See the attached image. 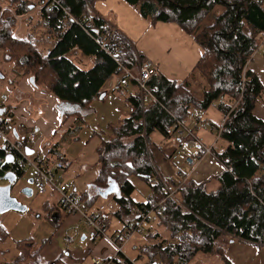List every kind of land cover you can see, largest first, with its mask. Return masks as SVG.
I'll return each instance as SVG.
<instances>
[{
    "label": "trees",
    "instance_id": "obj_1",
    "mask_svg": "<svg viewBox=\"0 0 264 264\" xmlns=\"http://www.w3.org/2000/svg\"><path fill=\"white\" fill-rule=\"evenodd\" d=\"M5 1L7 7L0 6V63L13 62L33 78L34 85L43 86L59 102L76 108L67 117L79 121L77 129L68 128L63 141H69L86 126L82 110L91 102H104L105 85L111 78L112 91L128 108L117 121L106 124L108 132L96 146L94 186L104 188L111 179L119 188L118 197L114 196V216L121 228L117 230L119 234L110 237L116 235L121 241L127 217L134 216L129 220L134 222L137 214L162 201L161 214L146 228L143 242L133 247L139 252L137 257L143 253L147 256L145 264H193L207 256H217L225 263V249L236 240L264 246V121L254 113L264 91L248 67L264 41V0H124L150 24L177 23L203 49L180 83L161 74L153 77L148 85L155 87L156 100L147 103L141 102L134 82L120 84L119 63L135 70L143 54L123 33L93 12L97 0H56L53 6L37 0L41 6L37 22L42 28L37 34L32 31L25 35L15 33L18 21L14 14L24 19L36 5L30 0ZM83 15L86 20L79 23ZM117 45L122 48L117 57L106 52H113ZM77 54L92 58L91 66H81L82 62L72 57ZM210 105H216L224 115L212 147L222 170L201 182L185 174H180L177 181L174 176L164 177L159 160L171 158L172 153L170 156L167 152H179L187 141L171 132L174 118L186 123L195 110L201 119ZM58 144L50 151H57ZM6 153L1 147L0 158ZM58 157L64 159L63 153ZM4 168L8 166L0 162V174ZM14 169L18 177L22 176L24 169ZM137 181L143 185H138L142 189L137 193L149 197L145 201L133 195ZM210 181L216 182L213 189L208 185ZM170 191L172 196H168ZM97 197V193L80 195L87 210L92 209ZM108 225L103 226L105 232ZM157 227L165 235L161 236ZM4 235L0 228V240ZM17 247L18 255L4 264H56L36 262L42 246L33 248L30 238L18 240ZM111 262L131 264L121 253H116Z\"/></svg>",
    "mask_w": 264,
    "mask_h": 264
},
{
    "label": "crops",
    "instance_id": "obj_2",
    "mask_svg": "<svg viewBox=\"0 0 264 264\" xmlns=\"http://www.w3.org/2000/svg\"><path fill=\"white\" fill-rule=\"evenodd\" d=\"M40 8L41 6L38 5L39 11ZM92 10L123 33L144 57L155 62L158 66V74L175 81L177 84L188 75L203 54V49L177 23L158 21L155 24H150L124 0H97L92 6ZM22 20L21 16L17 30L20 35H25L31 32L32 26L25 24L24 30L19 29ZM72 57L76 61L80 60L82 62L81 66L84 68H89L92 64V58H80L79 54ZM248 67L259 79L264 91V41L261 47L255 51ZM12 72L13 75L10 78L9 75ZM12 72L10 73L8 64L0 63V108H4L5 111L3 117L7 119L8 138L20 141L29 132H35V143H32V147L26 148L31 149V152L36 150L42 160L49 166H52L57 160H62L65 167L63 170L58 171V175L66 182L69 189L78 196L81 194H96L98 188L94 186L93 182L97 177L96 160L98 154L96 146L99 143V138H105L104 134L108 132L105 126L108 122L117 121L123 111H128L117 93L112 91L110 84L114 83V79L111 78L105 85L107 95L104 102H91L86 110H82V120H84L86 126L79 129L76 135H72L69 141H63V134L68 128L77 129L76 126L79 121L74 117H67L69 116L68 112H73L76 108L71 104L59 102L54 94L43 86L34 85L31 76L23 74L21 67L16 66ZM254 113L264 121V98L259 99L255 104ZM202 117L209 120L214 128L223 124L224 121V115L216 105H210L203 112ZM186 123L191 128L194 125V122L189 118ZM72 134H75V132H72ZM215 134V130L207 127L197 131V136L204 144H214L216 141ZM73 136L78 137L79 140L73 141ZM57 142L59 143V148L55 151L57 153L50 151ZM3 146L4 141L0 138V148H3ZM184 146L187 151H182L181 154L167 152L170 156L172 153L171 158L166 161L159 160V168L164 177L174 176L175 179H178L180 174H185L186 177L201 182L222 170L223 166L215 158H206L195 169H192L193 167L187 165L183 157L195 154L197 148L187 144V141H185ZM59 153H63L64 159L58 157ZM155 156L159 157L160 153H155ZM164 165H167L169 169ZM26 167H24L23 173ZM33 174L32 169L31 178ZM211 182H208V185L213 189L216 182ZM51 192L56 196V201L54 200V207L56 208L53 210L56 213H53V207L49 206L48 203H45V205H48L47 208L52 211L53 220L59 219L61 225L58 229V237H50L45 241L39 252L40 257L43 261H53L56 264H80L78 260L84 257L83 254L88 249L76 246L72 249L71 243L74 242V238L66 244L65 237L71 236L67 230H72V228L76 229L79 236L77 230L85 222H82L76 215H69L58 209V196L54 191ZM148 198L146 197V199ZM101 199L104 198L101 197ZM100 204H103V202ZM113 206L111 223L106 230L111 234L107 236L119 234L117 230L121 228V224L114 216L117 209L115 199ZM92 209L94 208L92 207ZM132 218L134 216L127 217L124 224ZM59 237H61L62 242H59ZM85 239L86 235L82 234L80 240ZM106 242L114 248L109 240L106 239ZM225 257L228 261L225 263L217 256H207L198 258L193 264H264V246L236 240L226 247Z\"/></svg>",
    "mask_w": 264,
    "mask_h": 264
},
{
    "label": "built area",
    "instance_id": "obj_3",
    "mask_svg": "<svg viewBox=\"0 0 264 264\" xmlns=\"http://www.w3.org/2000/svg\"><path fill=\"white\" fill-rule=\"evenodd\" d=\"M47 1H49L52 6L56 4V0ZM0 6L2 9L6 7L5 5H3V0H0ZM14 16L19 23L21 16H17L15 14ZM85 20L86 16L83 15L79 23ZM105 32L108 33L109 29H105ZM113 49V52H110L109 50H106V52L114 57H117L122 52V48L119 45L115 46ZM119 68L122 69V77L120 78L121 85L127 86L130 81L134 82L138 87L142 103L156 100L155 87H150L148 85V82L157 75L155 62H153L150 58L143 56L141 58H138L135 70L123 67L120 63ZM110 86L113 87L114 83H111ZM220 100H222V97L220 98ZM189 119L194 122L192 128L187 123L181 122L180 120L174 118L175 122L171 125L170 130L174 135L178 137L187 138V144L195 146L197 148V152L195 154H189L188 157H183L184 160L194 168L198 166L204 159L214 158L212 153L213 144L209 145L202 143L200 141V138L196 135V132L201 130L203 127L212 128L216 131L219 125L214 128L209 120L204 119L203 117L201 119H198L197 112L195 110L190 113ZM7 131V119L4 118L2 114L0 115V138H2L4 141L3 147H5V150L7 152L6 154L13 155V161L12 163L7 164L5 162V156L0 158V162H2L4 166H8V168L3 169L2 173L0 174V178L8 172H13L16 174L14 166H18V168L20 169H24V167L26 166L31 167L34 171L32 177L33 188L37 192L42 194L46 193L47 190L54 191L58 196V208L69 215H76L82 221H84L92 229L93 239L104 238L109 240L111 244L114 245L116 253L124 254V243L127 242L136 233L144 234L148 225L156 221L157 217L161 214L164 208L162 201L156 203L153 208L146 209L144 213L137 214V217L135 219H138L136 221H128L126 223L127 226L125 225L126 230L122 234L121 241L118 240L116 235L113 237L107 236V234L103 230V226L111 223L112 214L106 212L105 206L103 204H100L96 208L87 211L84 206V202L80 199V196L71 191L66 182L58 175V171L62 170L65 167V163L62 160H58L54 164H52V166H46L45 162L42 160L36 150H33L31 153H26L25 148L32 147V143H35V132H29L23 140L19 141L10 140L7 136ZM176 181L174 182L176 183ZM15 182L16 181L12 182L11 185H14ZM172 195L173 192L170 191L168 196ZM133 211L139 213L138 211L140 210L134 208ZM71 241V236L65 237L66 244ZM112 259L113 257L105 259L92 256L90 258V261L91 264H112ZM128 260L129 262H131V264H136L135 260Z\"/></svg>",
    "mask_w": 264,
    "mask_h": 264
},
{
    "label": "rangeland",
    "instance_id": "obj_4",
    "mask_svg": "<svg viewBox=\"0 0 264 264\" xmlns=\"http://www.w3.org/2000/svg\"><path fill=\"white\" fill-rule=\"evenodd\" d=\"M30 1H32L36 5V8L32 12L27 13L23 17L24 19L22 20L19 29L24 30L25 24H28V26L30 25L32 26L31 32L33 31L34 33L37 34L38 31L41 30L42 28L40 22H37L40 19V14L37 5L39 3L37 0H30ZM4 5H7V2ZM34 23H36L35 26ZM18 26L19 25L17 24L15 33L20 34L17 30ZM3 63L9 65L10 73L12 72L13 68L16 67V65L13 62H3ZM12 75L13 72L11 75H9V77L12 78ZM0 83H1V79H0ZM182 151H187L184 145L181 146L178 153L181 154ZM187 165L189 164L187 163ZM164 166H166L169 169L167 165ZM196 167L192 169H195ZM31 175H32V169L31 167L27 166L22 176L18 177L15 184L12 185L11 187V194L15 196L19 202L24 204L27 207V210H25L24 212L9 210L0 215V228H3L5 232L4 237L1 238L0 240V264L9 263L12 260H14V258L18 255L19 253V249L17 247L18 240L30 238L32 246L34 245L33 248H36L38 246H43L45 241H47L50 237L52 238L58 237V229L61 224L59 219L53 220L52 218V214L56 213L55 211H53L55 209L54 200L56 201V196L50 190H47V192L43 194L38 193L33 188L32 184L29 182ZM6 183L7 182L3 180L0 181V185H5ZM135 184L137 188L134 191L133 195L136 197L137 200L145 201L146 199L145 194L140 195L139 193H137L138 190L140 191L142 189L141 186H138L141 184L140 181L135 182ZM26 187H29L32 190L30 196L23 193V189ZM101 202H103L106 212L111 213V210L114 207L113 195H109L105 199H101V197H97L96 201L93 204V208H96ZM45 203H48L49 206L53 207L52 208L53 213L50 209L47 208L48 205H45ZM157 229L158 232L161 233V236L165 235L162 228L157 227ZM67 232L71 235L72 238H74L73 239L74 242L71 243L72 249L75 246L80 247L82 249H88L87 252L83 254L84 257L78 260L80 264H90V258L92 256L100 257V258H111L116 254L115 249L109 246V243H107L108 241L106 242V239L104 238L93 239L92 229L86 223H83L79 228V230H77L79 236L77 235L75 228H72V230H67ZM105 233L107 235L111 234L109 233V231H106ZM82 234L86 235V239L83 241L80 240ZM58 239L59 242H62L61 237H59ZM143 239H144V234L136 233L123 245V252L125 254V257L130 260H135L136 264H145L147 261V256L144 253L141 257H137L139 252L138 250L136 252V250L133 248L136 243H139ZM40 261L44 262L40 257V254H38V256L36 257V262L40 263Z\"/></svg>",
    "mask_w": 264,
    "mask_h": 264
},
{
    "label": "water",
    "instance_id": "obj_5",
    "mask_svg": "<svg viewBox=\"0 0 264 264\" xmlns=\"http://www.w3.org/2000/svg\"><path fill=\"white\" fill-rule=\"evenodd\" d=\"M31 81H33V78H31ZM4 113V108H0V115ZM26 153H31V149L25 148ZM11 156V160L8 159V157ZM13 161V155L12 154H6L5 155V162L7 164L12 163ZM1 180L7 182L5 185H0V215L4 212H7L9 210L17 211V212H24L27 210V207L18 201V199L11 194V183L17 180V175L13 172H8L4 174L1 178ZM29 182L32 183V178L29 179ZM32 192L31 188L26 187L23 189V193L26 195H30ZM97 194L99 197L106 198L109 195H113L118 197L119 195V188L117 184L109 179L107 185L104 188L98 189Z\"/></svg>",
    "mask_w": 264,
    "mask_h": 264
},
{
    "label": "bare ground",
    "instance_id": "obj_6",
    "mask_svg": "<svg viewBox=\"0 0 264 264\" xmlns=\"http://www.w3.org/2000/svg\"><path fill=\"white\" fill-rule=\"evenodd\" d=\"M45 2L48 3L49 1L45 0ZM4 4H6V1H5V0H3V5H4ZM49 4H50V2H49ZM50 5H51V4H50ZM5 6L7 7V5H5ZM107 28L109 29V27H107ZM107 28H105V29H107ZM155 66H156V68H157V75H159V74H158V66H157L156 63H155ZM157 75H156V76H157ZM220 98H221V97H220ZM222 125H223V124H221V125L218 126V128H217V130H216V135H219V134H220V131H221V127H222ZM189 166H191V165H189ZM191 167H193V166H191ZM0 176H1V175H0ZM115 197H116V196H115ZM136 217H137V215L135 216V218H136Z\"/></svg>",
    "mask_w": 264,
    "mask_h": 264
},
{
    "label": "snow or ice",
    "instance_id": "obj_7",
    "mask_svg": "<svg viewBox=\"0 0 264 264\" xmlns=\"http://www.w3.org/2000/svg\"><path fill=\"white\" fill-rule=\"evenodd\" d=\"M9 160H11V156L8 157ZM130 166V165H129Z\"/></svg>",
    "mask_w": 264,
    "mask_h": 264
}]
</instances>
